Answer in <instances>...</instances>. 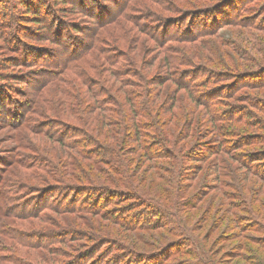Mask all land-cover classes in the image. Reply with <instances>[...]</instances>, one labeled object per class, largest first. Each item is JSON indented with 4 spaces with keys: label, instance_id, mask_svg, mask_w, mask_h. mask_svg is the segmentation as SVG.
Here are the masks:
<instances>
[{
    "label": "rangeland",
    "instance_id": "1",
    "mask_svg": "<svg viewBox=\"0 0 264 264\" xmlns=\"http://www.w3.org/2000/svg\"><path fill=\"white\" fill-rule=\"evenodd\" d=\"M110 35L130 43L114 63L125 77L147 75L170 129L159 148L173 158L152 160L166 171L151 182L150 162L133 153L138 186L92 192L64 176L57 141L82 132L51 116L46 82L74 76L65 67L83 42L88 53L112 49ZM166 58L179 60L171 78ZM0 98L3 258L14 261L23 239L55 247L63 264H264V0H0Z\"/></svg>",
    "mask_w": 264,
    "mask_h": 264
},
{
    "label": "trees",
    "instance_id": "2",
    "mask_svg": "<svg viewBox=\"0 0 264 264\" xmlns=\"http://www.w3.org/2000/svg\"><path fill=\"white\" fill-rule=\"evenodd\" d=\"M53 32H56L57 37L61 34L59 30ZM108 41L115 44L112 49L102 51L99 47H93L95 48L94 53H88L85 47L86 43L83 42V49L79 52L75 51L78 54H75L73 56L74 59L65 67L66 72H70L74 76L65 77L64 74H61L62 72L55 73L50 75L46 82V86H52V89H47L46 93L51 98L48 102L53 104L48 109L51 116L60 122L59 125L66 127L68 130L73 131L76 127L82 132L75 140H66L65 137H61L58 140L53 136V138L58 140L61 150L68 157L67 166L71 167V171L65 173L64 176L67 175L75 180L87 181V183L82 185L91 186L93 188L92 192L97 190L110 192L112 188L116 187L130 189L134 185L138 186L136 184L138 179L133 175L134 164H137L135 163L136 158L131 157L133 153L140 156L138 160H141V163L144 160L150 162L149 176L147 178L151 182L162 177L160 171L165 169L161 163L152 160L161 158L171 160L173 158L172 154L163 153L159 148L162 147L163 143L168 144L170 129L165 128L162 130L163 126L157 121L156 114L161 105L159 107L156 105L157 96H153L150 91L151 85L146 77L147 75H133V77L138 78L139 83H137L132 78L125 77V74H127L126 68L116 67L114 64L120 63V57L116 55V52L123 49L122 47L130 46V43L128 45L122 43L120 37L113 35H110ZM136 57L134 54L133 62L141 64L135 59ZM100 58L107 62V70L109 71V76L114 77L113 81L101 75L99 70L102 65ZM121 58L125 63H128L129 59L127 57ZM80 60L83 63H79ZM178 62L179 60L175 61L173 65L172 59H165L163 64L173 68L169 71L170 78ZM181 64L186 65L184 62ZM129 74L132 76L131 73ZM78 80L80 82L82 80L85 88L80 86L81 84ZM101 80L107 83L111 82L112 86L109 88L108 85L106 87L101 85ZM87 83H90V86ZM130 85L134 89H128ZM62 86L71 87L73 92L61 89ZM45 87L41 89L42 93ZM97 87H102V89H97ZM138 87L140 90L136 89ZM106 88H109V90ZM184 89L188 90L189 88ZM112 94L115 96L121 95L122 100L125 98L127 102L129 101L125 105V109H122L120 104L117 105V108L108 105L110 98L113 104L119 102ZM0 101H2L1 98ZM208 108L211 112L215 110L212 106ZM219 113L220 110L217 109L213 116H217ZM222 117L227 119L228 114L224 113ZM25 121L28 122L29 119ZM93 146L95 147L94 151L92 149L89 152ZM64 148H67L71 153H67ZM74 156L77 158L75 159ZM41 164L46 166L48 163L44 161ZM175 170L169 169L168 171L173 173V175H177V170ZM119 175L123 177V180L118 178ZM105 180L107 181L106 183L101 182ZM224 182L221 180L220 185H223ZM64 184L68 185L69 189L75 185L68 182ZM67 211L71 212V214H78L76 210L71 208ZM84 224L92 230L96 229L97 232L102 233L92 223ZM75 225L78 226L77 223ZM79 228L77 227V229ZM99 228L103 230V226ZM68 238H70V234L65 235L63 242H66ZM16 242L19 248L9 250L17 255L16 259L12 261L0 256V264H41L42 262H45L43 264H63L56 257L60 255L55 247L43 245L36 247L33 244H26L23 239H18ZM30 246L33 250L36 248H40V250L32 252L29 248ZM1 251L5 250L0 248ZM36 260H39V263Z\"/></svg>",
    "mask_w": 264,
    "mask_h": 264
}]
</instances>
